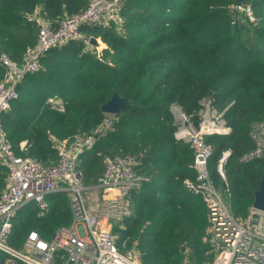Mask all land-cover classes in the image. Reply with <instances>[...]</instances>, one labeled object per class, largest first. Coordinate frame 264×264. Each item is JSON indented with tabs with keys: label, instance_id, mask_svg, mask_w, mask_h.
Wrapping results in <instances>:
<instances>
[{
	"label": "trees",
	"instance_id": "16d2710c",
	"mask_svg": "<svg viewBox=\"0 0 264 264\" xmlns=\"http://www.w3.org/2000/svg\"><path fill=\"white\" fill-rule=\"evenodd\" d=\"M89 0H0V43L22 60L37 43L40 21L56 26L85 9ZM236 0H123L121 23H84L80 37L48 50L40 68L24 76L18 97L1 117L17 154L44 165L56 162L58 146L89 133L104 119L101 110L115 89L134 101L83 151L78 167L86 185L97 182L106 154H137L136 169L148 179L130 190L131 212L113 229L121 250L137 247L142 264H209L214 260L208 208L184 185L195 178L194 151L177 140L170 105L179 104L198 122L201 100L214 94L225 111L228 134L206 136L212 146L209 173L232 212L245 217L264 171L262 158L243 161L254 149L252 123L264 120V0H249L252 23ZM36 22V23H35ZM254 32L252 41L246 35ZM91 37L99 43L86 48ZM4 69L0 66V80ZM62 99L64 111L49 102ZM26 142L27 148L22 149ZM226 150L223 178L218 170ZM142 156H146L141 160ZM7 182L0 168V195ZM49 209L22 205L13 218L9 245L20 249L36 229L46 239L72 220L65 191L47 195ZM8 254L0 250V264Z\"/></svg>",
	"mask_w": 264,
	"mask_h": 264
},
{
	"label": "built area",
	"instance_id": "2783aa9c",
	"mask_svg": "<svg viewBox=\"0 0 264 264\" xmlns=\"http://www.w3.org/2000/svg\"><path fill=\"white\" fill-rule=\"evenodd\" d=\"M122 4L123 0H89L85 9L62 18L56 26L40 21L37 43L22 60L12 58L0 43V66L4 69L0 80V168L3 166L7 171V182L0 195V250L8 254L5 264H142L136 250H121L117 246L113 233L114 227L131 212L127 199L130 190L148 179L137 172L139 155L106 154L104 170L94 184L84 183L83 172L78 167L81 153L93 147L98 135L113 125L115 114L105 113L94 130L75 135L68 144L61 143L53 165L17 154L1 125L2 114L19 95V84L26 74L40 68L42 55L58 44L80 37L79 28L84 23H121ZM238 8L245 10L249 20L256 23L249 6L238 4ZM86 44L88 49L94 45L90 39ZM214 101L213 93L201 100L198 122L179 104L170 105L175 138L189 143L194 151L196 175L185 178L184 185L192 193L201 195L208 208L207 240L215 252L209 264H264V211L251 204L247 216H236L224 195L228 185L224 189L218 187L209 173L213 148L206 142V136L231 131L226 109L219 110ZM49 102L64 111L61 99L51 98ZM250 135L254 149L241 160H264V120L252 123ZM21 148H27L26 142ZM229 154L230 150H226L218 165L223 178ZM89 190L92 192L88 193ZM57 191L67 192L71 222L59 226L48 239L32 229L20 249L10 246L17 210L33 201L44 213L49 209L47 195ZM182 264L192 263L185 259Z\"/></svg>",
	"mask_w": 264,
	"mask_h": 264
},
{
	"label": "water",
	"instance_id": "95a60500",
	"mask_svg": "<svg viewBox=\"0 0 264 264\" xmlns=\"http://www.w3.org/2000/svg\"><path fill=\"white\" fill-rule=\"evenodd\" d=\"M236 2L245 4L249 2V0H236ZM90 41L94 45H97L99 43V41L94 37H91ZM133 103H134L133 100H131L128 97L122 96L121 94L117 92V90L113 89L111 96L104 103L101 104V110L104 113H111V114L117 115L119 112H121L124 106L132 105ZM145 157L146 156H142L141 160H144ZM253 205L256 208L264 211V171H263V176L260 181L259 188L256 189L254 192ZM132 249L136 250L137 247L134 245Z\"/></svg>",
	"mask_w": 264,
	"mask_h": 264
},
{
	"label": "rangeland",
	"instance_id": "374dc122",
	"mask_svg": "<svg viewBox=\"0 0 264 264\" xmlns=\"http://www.w3.org/2000/svg\"><path fill=\"white\" fill-rule=\"evenodd\" d=\"M252 23H253V22H252ZM254 24H255V23H254ZM246 36H248L249 38H251L252 41L254 40V37H253V36H254V32H253V31H251L250 34H249V35H246ZM59 99H60V97H59ZM61 100H62V99H61ZM91 192H92L91 190L88 191V193H91Z\"/></svg>",
	"mask_w": 264,
	"mask_h": 264
}]
</instances>
